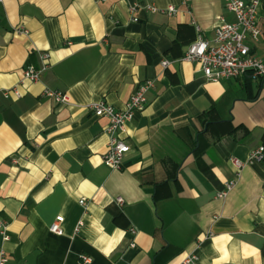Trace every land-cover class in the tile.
Listing matches in <instances>:
<instances>
[{"label": "crops", "instance_id": "obj_1", "mask_svg": "<svg viewBox=\"0 0 264 264\" xmlns=\"http://www.w3.org/2000/svg\"><path fill=\"white\" fill-rule=\"evenodd\" d=\"M233 18L223 0H0V90L20 92L0 94L5 264H185L191 253L186 264H264V161L217 196L236 175L232 157L264 145V79L214 81L184 59ZM258 19L264 60V0ZM44 52L40 80L23 79ZM147 80L130 150L110 168L108 120L91 104L124 109ZM57 216L62 234L50 230Z\"/></svg>", "mask_w": 264, "mask_h": 264}, {"label": "built area", "instance_id": "obj_2", "mask_svg": "<svg viewBox=\"0 0 264 264\" xmlns=\"http://www.w3.org/2000/svg\"><path fill=\"white\" fill-rule=\"evenodd\" d=\"M261 1L223 0L225 9L233 14V20L227 21L223 19L215 28V34L211 40L200 38L193 41L188 46L184 59L198 62L204 75L214 81L223 78H239L249 74L253 78L264 79V60L254 54V43L263 32L258 19V9ZM149 8L152 11L160 10L167 14H172L177 10L174 6L167 8L149 6ZM41 61L42 64L39 68L32 65L24 67L22 78L34 82L39 81L42 71L48 67L49 53H42ZM162 64L167 66L169 61L165 59ZM153 85V80H147L131 95L124 109H117L102 99L91 104V109L96 116L104 117L108 120V125L106 126L109 136L108 150L103 155V161L110 168H120L122 166L123 158L130 150V146L124 139L126 124L135 109L143 108L146 105V93ZM11 91L20 96L17 88L2 89L0 94L8 97ZM44 94L52 96L58 101H68L67 95L59 91L47 88L44 90ZM253 161H264V145L253 149L247 160L243 161L238 157H232V162L236 167V175L225 183L224 189L217 193L219 198H225L228 195L238 183L245 166ZM116 200L119 205L124 202L121 196H118ZM80 202L85 203V199H81ZM62 221L63 217L57 216L55 222L51 224L50 230L62 234ZM7 229L8 222L0 218V233L3 235L4 240L9 237ZM131 230L135 231L133 227ZM132 246H134V243H132ZM82 258L85 262L90 261L86 255H83ZM196 258L197 256L191 253L184 259L183 263H190ZM6 261V251L0 247V264H5Z\"/></svg>", "mask_w": 264, "mask_h": 264}, {"label": "trees", "instance_id": "obj_3", "mask_svg": "<svg viewBox=\"0 0 264 264\" xmlns=\"http://www.w3.org/2000/svg\"><path fill=\"white\" fill-rule=\"evenodd\" d=\"M252 77H251V75L249 74L248 76H247V79H251Z\"/></svg>", "mask_w": 264, "mask_h": 264}]
</instances>
